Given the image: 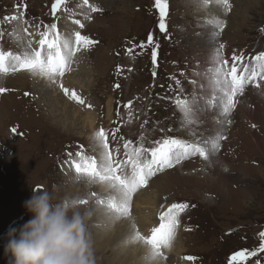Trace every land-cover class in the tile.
<instances>
[{"label": "rangeland", "instance_id": "374dc122", "mask_svg": "<svg viewBox=\"0 0 264 264\" xmlns=\"http://www.w3.org/2000/svg\"><path fill=\"white\" fill-rule=\"evenodd\" d=\"M54 2L0 0V31L3 33L0 50L24 55L38 49L39 44L34 47L23 40L29 35V27L34 28L36 41L41 38L39 33L46 30L45 25L53 23L61 38L67 35L74 39V32L80 31L98 41L78 52V55L84 54L91 65H88L91 76L86 79L90 89L79 88L78 94L90 100L96 114L95 127L87 138L86 129L76 131L55 124L45 115L48 109L45 110L42 101L38 102L39 87L35 88L30 78L24 80L26 85L20 90L28 92L25 99L22 94L16 96L14 88L0 82V87L7 89L0 93V103L4 105L0 110V264H8L2 237L10 227H19L30 218L23 201L30 197L32 189H46L56 199L65 193L77 196L82 212H89L103 196V190L97 185L103 181L99 178H93L90 184L72 182L76 174L71 165L78 151L98 161L104 153L94 137L95 132L105 130L108 151L114 160L116 153L120 155L117 162L120 164L121 160H127L126 152L135 147L150 148L162 137L185 139L189 143L208 137L205 124L212 118L216 123L225 120L224 126L220 125L217 130L226 137L220 142V151L212 155L210 161L194 156L158 172L149 179L147 187L142 188L150 195L155 191L151 182L161 183V190L153 193L159 202L156 211L159 217L174 203L189 205L178 216L175 237L182 254L174 264H229L235 253L245 250L256 251L257 256L238 264H264V252L259 251L264 242L260 235L264 232V84L259 87L248 84L258 90V99L242 104L238 95L236 107L227 115L223 114L220 103L222 83L210 93L211 80H222L216 73L220 60L231 59L233 52L238 55L248 51L264 52V0H228L227 4L221 0H168L166 33L159 31L154 0H88V5L101 9L97 12L91 11L84 0H69L55 17L51 9ZM21 11L24 12L22 19H5L19 16ZM76 20L84 24L82 29L75 24ZM70 24L74 30L63 34V29ZM150 33L158 45L155 65L151 48L139 47L141 42L146 44ZM221 43L223 49H219ZM217 50L219 60L213 56ZM252 66L257 73L264 72L257 61ZM26 73L29 71H12L0 77L5 80L10 75L15 78ZM257 80H261L259 75ZM61 84L58 90L64 93ZM117 84L119 88L115 87ZM179 100H187L199 108V114L193 116V124H188L178 110ZM129 101L131 106L125 107ZM108 103L111 104L109 117ZM27 106L32 111L26 109ZM243 110L244 113L248 110L251 118L243 114ZM233 126L237 136L229 133ZM14 127L16 134L11 132ZM247 133L258 138L256 144L245 145ZM125 144H129L127 149ZM127 168L124 171L130 175V166ZM107 181L110 188L115 187L113 181ZM149 213L147 210L146 214ZM95 256L96 264H112L107 260L108 255L96 253ZM167 259L169 257L163 261Z\"/></svg>", "mask_w": 264, "mask_h": 264}, {"label": "snow or ice", "instance_id": "6c2138e0", "mask_svg": "<svg viewBox=\"0 0 264 264\" xmlns=\"http://www.w3.org/2000/svg\"><path fill=\"white\" fill-rule=\"evenodd\" d=\"M69 0H55L51 5L52 15L55 17L57 12L61 9V6H66ZM228 0H224L227 4ZM84 4L88 5V0H84ZM91 11H101L96 7H92ZM154 7L159 14L158 28L161 33L167 32L166 17L169 13L168 0H154ZM19 11V8L17 9ZM67 11V8L65 7ZM24 12H20L19 16L13 15L6 17L8 20L22 19ZM27 22V21H23ZM75 24L79 25L82 29L84 24L80 20H76ZM39 27V26H37ZM46 30L40 32V39L38 41L39 48L30 52H25L24 55H14L11 51L5 52L0 50V74L8 73L9 71H29L35 75L46 78L52 84H55L57 77H62L66 71L71 70L72 58L82 48L88 49L90 46L98 43V41L90 39L86 35H82L80 31L74 32V39L70 36L61 35L57 29L55 23L50 26L45 25ZM51 30V32L49 31ZM53 35L54 38L50 39L49 36ZM3 33L0 31V36ZM170 38V37H168ZM140 48H151V59L153 65L157 62V47L153 34H149L146 44L141 42ZM224 45L219 44V49H223ZM219 60V50L216 53ZM253 59L259 63V67L264 70V52H260L254 56ZM10 65V66H9ZM119 71V68H118ZM216 72L221 79H217V83H222L223 95L220 97V103L222 104L223 114H229L235 107V98L238 95H243L246 85L255 81L259 75L261 80H264V72L257 73L255 69L249 71L248 64L245 61L244 54H236L233 52L231 56V63L229 60L223 59L219 61V66ZM183 74V73H182ZM155 75V73L153 74ZM179 83V81H177ZM259 87V84H256ZM60 87L66 96L70 95V98L77 101L79 104L84 105L85 101L76 92H69L68 88H65L62 84ZM119 88L120 85H115ZM7 91V89L0 87V93ZM28 95V93H25ZM131 101L128 102L125 107L131 106ZM91 107V105H88ZM178 110L181 111L183 118L188 124H193L194 114H199V108L193 104H190L187 100L177 101ZM147 123V122H146ZM225 123V120H218V124L221 126ZM227 123H231V120H227ZM163 131V129H161ZM168 131H171L169 129ZM11 132L16 134L17 129L14 127ZM95 139L102 145L104 149L103 155L99 158V161L94 156L84 155L83 152L78 151L75 155L76 160L72 161V167L74 168L76 175H83L91 178H99L101 180H111L116 182L115 186L121 190V196L126 201L127 197L131 193H135L142 186H146L150 178L155 176L158 172L165 169H170L175 165H179L182 161L187 160L190 157L199 156L204 161H210V157L220 151V142L226 139V137L216 132L205 138H201L195 142L189 143L185 139L174 137H162L154 142V146L150 148L135 147L131 152H126L127 160L123 161L125 168L130 166L131 172L129 174H123L124 168H120V164L117 163L112 156V153L108 151L109 145L107 142V136L105 130L101 128L94 133ZM115 139V137H113ZM129 144H125L127 149ZM72 153H69L71 156ZM115 165V166H114ZM118 169L122 174H117ZM187 203H174L171 207L159 217L160 223L158 227L151 229L150 237L146 238L147 243L153 250V258H164L162 249L170 248L171 243L175 237V230L177 227L178 216L181 212L188 208ZM125 207L127 205L125 204ZM261 237H264L262 232ZM260 252H264V242L260 244ZM257 256L256 251H241L235 253L229 261V264H238L239 261L245 260L248 257ZM189 260L195 259L194 257H187Z\"/></svg>", "mask_w": 264, "mask_h": 264}, {"label": "bare ground", "instance_id": "6f19581e", "mask_svg": "<svg viewBox=\"0 0 264 264\" xmlns=\"http://www.w3.org/2000/svg\"><path fill=\"white\" fill-rule=\"evenodd\" d=\"M214 1L218 2L219 0H214ZM219 12L222 13L221 10H219ZM240 23L242 24V22ZM74 28L75 27L70 24L67 25L65 29H63V31L65 32L61 30L60 31L63 32V34L69 31L68 34H70L74 30ZM49 31L51 32V30ZM28 33L29 35L24 37L23 40L26 43H28L29 41L31 45L33 44L35 47L36 45H38L39 40L35 41L33 39V34H35L34 28L30 26ZM49 38L52 39L54 37L53 35L50 34ZM216 53L217 52L214 51L213 53L214 57H217ZM258 54L259 53L257 52L252 53L251 51H248L244 54L245 61L249 67V71L253 70L252 65H254V61H255L253 57ZM229 61H231V59H229ZM88 65L89 63H87L86 56L84 54L78 55L77 52L76 55L72 58L71 70L67 71L62 77H57V81L55 84H52L46 78L41 77L39 75H35L31 72L17 75L15 78H10L11 77L10 75V77L5 78V80L3 77H0V82H4L6 85L9 86V88H14L16 96H20L22 94L23 95L22 98L25 99L28 97V95H25V92L22 93L20 90H22V88L26 85L25 83L26 81L24 82V80L30 78L32 80V84L34 85V87L35 88L39 87V89H37L38 102L42 101L41 104L44 106L45 110L48 109V111H44L45 115H49L51 119L54 120V123L60 124L62 128H69V129L71 128L76 131L77 130L83 131L84 129H86L88 131V135L86 137L90 138V135L91 133H93L95 127L96 114H94L91 107H88V105H90V100L84 99L82 95L78 94V91L80 90L79 88L83 87L85 90L90 89V83L87 81L89 80V78L87 77L91 76L90 75L91 71ZM216 81L217 80H211L210 93H212V91L217 90L219 86H221V83H217ZM207 82H208V78H207ZM60 83H62L65 88H68L70 93L74 91L76 92L77 95L82 97V99H84L85 101V104L81 105L77 101L71 99L70 95L66 96L64 93H60L58 90L59 87L58 84ZM257 83L259 84V86L264 84L263 80H257L256 77L255 81L251 83V86L253 85L254 87V84ZM257 91L258 90H255L251 87L246 88L244 90L243 95H239L241 97L238 99L240 100V102L243 101L241 102L242 104L248 103L250 101L252 102L254 99L256 98L258 99ZM3 106L0 103V110L3 109ZM10 107L14 108L13 106ZM29 108H30L29 106L26 107V109ZM106 109L109 117L111 112L110 103L106 104ZM29 110L32 111V109ZM216 110L217 109H215L214 111L215 116H217ZM238 110H236L235 112L238 113ZM244 112L245 111L243 110V114H245L248 118H251L249 115H247L249 113L248 110L246 113ZM249 121L251 122V120ZM79 125L81 127L80 129L78 128ZM205 126L207 127L209 131L208 133L210 135H213L215 132H218L217 130L218 128H220V124L215 122V118L209 120V122L205 124ZM49 132L50 131L48 130L47 133ZM232 132L236 133L235 126L231 127V129L229 130V133ZM78 134H81V132H78ZM235 135L237 136V133ZM251 137H253L254 139H252ZM257 141L258 138L254 137V135L251 136L250 133H247L244 139L245 145L247 146H252V142H255L256 144ZM102 155L103 154H100V157ZM114 156L115 158L116 157L118 158V156L120 155L116 153V155ZM117 158L115 160L116 162L119 161V158L118 159ZM121 162L123 161L121 160ZM122 164L123 163H120V168L121 167L125 168V166H123ZM118 172H120L119 169ZM126 173L127 170L124 171V174ZM113 183L115 186L116 182L113 181ZM108 184L109 183L108 181L106 182V180L98 182L97 184L99 185L98 189L103 190L104 194L103 196H101V198L97 203L93 204L90 207L88 212L90 213V217L86 222L90 232H92L93 234L92 239H93L95 254L98 253V255L101 254L108 255L107 260L112 264H114L115 262L120 263L122 261L125 262L126 264L128 263L129 264H174L176 259L179 258L180 255L182 254V248L179 245V242H177L176 237H174L170 248L162 249L164 256L169 257V259H167L166 261H163V258L160 257H157L155 259L153 258L152 255L153 250L151 246L147 243V239H146L150 237L151 229L154 227H158L159 224L158 223L159 215H156L159 202L158 200L155 199L153 193L155 191L159 192L161 190V186H162L161 183L157 180L152 181L151 187L154 188L155 190L152 194L148 195V192H145L144 189L141 187L134 193L135 194L134 196L130 197L129 194L126 201L122 198L121 190H119L118 187L115 186L114 188L113 187L110 188L109 187L110 185ZM125 204L127 205V207H125ZM147 210H150L149 214H146Z\"/></svg>", "mask_w": 264, "mask_h": 264}, {"label": "clouds", "instance_id": "9594fccd", "mask_svg": "<svg viewBox=\"0 0 264 264\" xmlns=\"http://www.w3.org/2000/svg\"><path fill=\"white\" fill-rule=\"evenodd\" d=\"M92 181L83 175L72 180L76 184ZM23 207L30 218L10 227L2 237L8 264H96L86 223L90 213L81 211L79 197L65 193L56 199L46 189H32Z\"/></svg>", "mask_w": 264, "mask_h": 264}]
</instances>
